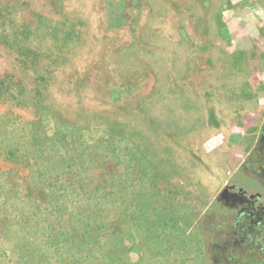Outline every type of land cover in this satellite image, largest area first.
Masks as SVG:
<instances>
[{"label":"rangeland","instance_id":"obj_1","mask_svg":"<svg viewBox=\"0 0 264 264\" xmlns=\"http://www.w3.org/2000/svg\"><path fill=\"white\" fill-rule=\"evenodd\" d=\"M249 201L264 0H0V264H264Z\"/></svg>","mask_w":264,"mask_h":264},{"label":"flooded vegetation","instance_id":"obj_2","mask_svg":"<svg viewBox=\"0 0 264 264\" xmlns=\"http://www.w3.org/2000/svg\"><path fill=\"white\" fill-rule=\"evenodd\" d=\"M223 200H219L220 209H218V212L222 211L223 208ZM228 200V199H227ZM244 201V200H242ZM243 202H240L239 204V211L240 214L238 215L236 223L241 227L244 228L245 226L248 227L247 232L252 235H256L259 233H264V204L256 205L252 204L251 201H249V204H241ZM244 218H247L248 220H243ZM249 222V223H248Z\"/></svg>","mask_w":264,"mask_h":264},{"label":"crops","instance_id":"obj_3","mask_svg":"<svg viewBox=\"0 0 264 264\" xmlns=\"http://www.w3.org/2000/svg\"><path fill=\"white\" fill-rule=\"evenodd\" d=\"M237 133L240 134V138H239L237 141H231V140H230V142H236V143H238V142H241V141H242L243 136H244V132H241V131H239V132H230V134H229L230 138H231V136H232L233 134H237Z\"/></svg>","mask_w":264,"mask_h":264},{"label":"water","instance_id":"obj_4","mask_svg":"<svg viewBox=\"0 0 264 264\" xmlns=\"http://www.w3.org/2000/svg\"><path fill=\"white\" fill-rule=\"evenodd\" d=\"M239 138H240V134H239V133H237V134H233V135L231 136V140H232V141H237Z\"/></svg>","mask_w":264,"mask_h":264}]
</instances>
